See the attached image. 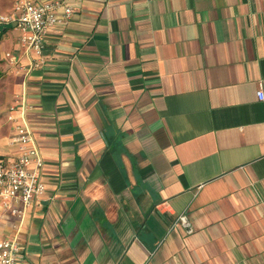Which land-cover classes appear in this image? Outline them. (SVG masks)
Returning a JSON list of instances; mask_svg holds the SVG:
<instances>
[{"label":"crops","instance_id":"0c3cea01","mask_svg":"<svg viewBox=\"0 0 264 264\" xmlns=\"http://www.w3.org/2000/svg\"><path fill=\"white\" fill-rule=\"evenodd\" d=\"M62 4L33 68L0 21V159L18 96L46 183L0 238L25 264H264V0Z\"/></svg>","mask_w":264,"mask_h":264},{"label":"built area","instance_id":"2783aa9c","mask_svg":"<svg viewBox=\"0 0 264 264\" xmlns=\"http://www.w3.org/2000/svg\"><path fill=\"white\" fill-rule=\"evenodd\" d=\"M63 0H15L12 12L0 15V21L13 23L19 33V43L33 54L31 66L36 67L44 49L46 33L56 25L65 23L72 13ZM63 7L61 10L60 7ZM12 61H17L11 53H6ZM257 97L263 99L262 89ZM27 103L15 96L7 109L6 119L12 124L9 144L15 146L16 155L12 159H0V209L20 220L27 214L35 199L46 189L42 179L44 160L38 143L25 117ZM20 111L21 118L16 114ZM182 222L188 224L184 217ZM23 247L17 237L0 238V264H25Z\"/></svg>","mask_w":264,"mask_h":264},{"label":"rangeland","instance_id":"374dc122","mask_svg":"<svg viewBox=\"0 0 264 264\" xmlns=\"http://www.w3.org/2000/svg\"><path fill=\"white\" fill-rule=\"evenodd\" d=\"M15 0H0V2L5 5L7 8L10 7L13 3H14ZM0 3V5H1ZM6 13V12H5ZM2 14V13H0ZM9 59V57H7Z\"/></svg>","mask_w":264,"mask_h":264}]
</instances>
